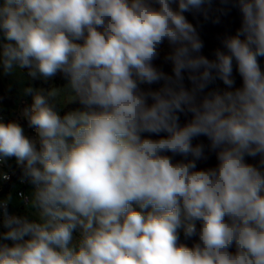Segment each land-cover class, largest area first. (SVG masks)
Wrapping results in <instances>:
<instances>
[{"label":"clouds","instance_id":"9594fccd","mask_svg":"<svg viewBox=\"0 0 264 264\" xmlns=\"http://www.w3.org/2000/svg\"><path fill=\"white\" fill-rule=\"evenodd\" d=\"M238 2L242 28L216 61L200 54L203 41L183 14L205 0L0 3L4 74L14 66L45 81L62 73L74 95L61 102L83 106L61 117V90L25 89L34 92L24 116L39 149L19 123L0 122V156L15 157L35 186L26 203L38 216L9 215L11 196L0 200V264H264V0ZM165 42L174 76L153 65ZM233 60L242 86L205 94L212 70L233 88ZM159 81L156 91L140 87ZM185 111L192 119L180 127ZM201 135L216 151L214 168L196 169L203 145L191 141ZM167 153L194 159L174 163ZM245 155L259 156L260 167ZM181 229L199 242L180 244Z\"/></svg>","mask_w":264,"mask_h":264},{"label":"trees","instance_id":"16d2710c","mask_svg":"<svg viewBox=\"0 0 264 264\" xmlns=\"http://www.w3.org/2000/svg\"><path fill=\"white\" fill-rule=\"evenodd\" d=\"M174 8L177 5H173ZM186 19L196 28L200 39L203 41L204 47L201 50V55L205 56L210 61H216L217 51L228 53V50L224 46V40L228 36L236 35L242 28L243 14L239 7L238 0H205V4L199 10H191L183 13ZM243 40L245 37L240 36ZM82 43V41H77ZM169 51V46L165 42L161 46L160 55L157 59L153 61L154 67L158 70L164 72L167 75L174 76L173 65L170 61L165 59L167 52ZM258 63L262 71H264V57H258ZM183 85L186 89L190 90L192 87L191 81L188 79V71L185 70L182 73ZM212 75L214 79L205 89V94L212 92L223 96L227 91L234 90L235 87L242 86V77L238 72V68L235 60H233V71L232 78L235 83L233 88H229L223 80L220 78L216 70H212ZM63 81H60L62 83ZM59 81L55 80V86H58ZM164 81H159L153 84H141L140 87L144 91H156L163 86ZM5 97V90L0 81V99ZM151 102V101H149ZM83 106L80 104L79 100L76 99L68 105V110H80ZM178 125L180 127L185 126L192 119V114L190 112H178ZM143 135L148 136L152 139H159L161 137H166L167 133L161 132L157 134L144 133ZM193 146L203 145L204 158L196 160L197 170H206L208 168H214L218 165L219 161L217 159L216 151L210 148V141L206 136L194 137L191 141ZM167 155L172 156L171 153ZM173 162H187V160L194 159L191 155L187 158L181 155L172 156ZM245 162L256 167H260V157H251L245 155ZM264 171V169H261ZM200 224L197 229L199 230ZM199 242L198 236H193L191 238L179 235V243L186 245L191 248L195 243ZM230 251L235 252V247L230 249Z\"/></svg>","mask_w":264,"mask_h":264},{"label":"built area","instance_id":"2783aa9c","mask_svg":"<svg viewBox=\"0 0 264 264\" xmlns=\"http://www.w3.org/2000/svg\"><path fill=\"white\" fill-rule=\"evenodd\" d=\"M33 102H24L19 108L14 107L12 98L4 97L0 99V122L8 123L10 121H16L24 129V134L31 140L36 141V146L39 149L38 136L35 128L30 127L28 120L24 116V110L30 108ZM70 110H66L62 113L63 117ZM8 179H3L4 176ZM35 190V186L32 185L27 178L23 175V170L16 162L15 157H3L0 156V200H5L11 196V201L8 205V214L27 217L29 220L38 219L37 211L34 208L28 207L26 201L32 198V194ZM136 210H140L138 206L133 205ZM30 208L29 210H27ZM35 213L36 217L29 215V213ZM4 215L0 210V233H4L7 229L3 224ZM200 222H197V227ZM179 235L185 236L183 230H179ZM74 241L79 240V231L73 233ZM9 245L12 241H3Z\"/></svg>","mask_w":264,"mask_h":264},{"label":"rangeland","instance_id":"374dc122","mask_svg":"<svg viewBox=\"0 0 264 264\" xmlns=\"http://www.w3.org/2000/svg\"><path fill=\"white\" fill-rule=\"evenodd\" d=\"M0 3H3V0H0ZM28 69H21L19 67L13 68L10 74L5 75L2 67H0V81L5 90V97L12 98L14 107L19 108L24 102H33V95L35 91L44 90L46 93L48 90L52 88H56L61 90V96L56 98V110L61 116L62 113L68 110V105L73 102L62 103L63 97H67V95H74L71 90L68 88V79L62 74L57 73L56 76L51 79L45 81L42 78L33 79L28 75ZM55 80H58V86H55ZM60 81H63L60 83ZM32 88L34 90L33 93H27L25 89ZM51 102V101H50ZM28 208L27 210H29ZM27 213H29L27 211ZM29 215L36 217L35 213H29Z\"/></svg>","mask_w":264,"mask_h":264}]
</instances>
